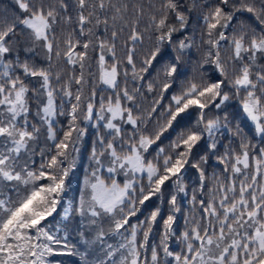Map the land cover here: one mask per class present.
Returning a JSON list of instances; mask_svg holds the SVG:
<instances>
[{"label": "snow or ice", "instance_id": "6c2138e0", "mask_svg": "<svg viewBox=\"0 0 264 264\" xmlns=\"http://www.w3.org/2000/svg\"><path fill=\"white\" fill-rule=\"evenodd\" d=\"M64 258L264 264V0H0V264Z\"/></svg>", "mask_w": 264, "mask_h": 264}, {"label": "trees", "instance_id": "16d2710c", "mask_svg": "<svg viewBox=\"0 0 264 264\" xmlns=\"http://www.w3.org/2000/svg\"><path fill=\"white\" fill-rule=\"evenodd\" d=\"M152 2L154 4L159 5V0H152ZM145 3L147 4V0H145ZM257 7H259V0H257ZM199 15V13H194L193 17L190 20V24H189V31H197V35H199V29L202 28L201 23L197 20V16ZM251 14H245L244 17L242 18H247L250 17ZM147 27V22L146 19L145 21L141 22L140 24V28L141 29H145ZM147 35H150V33H146V38L144 40V46L141 49L138 46V52L140 53V55H144L146 54V52L151 48L152 44L151 41L147 38ZM124 36H127V32L124 33ZM225 55H227L228 53L225 52L223 53ZM120 55H123V51H120ZM186 63L187 61L190 59L193 61L192 64H187V67L189 69V75H193L195 73V68H194V61H195V57H186ZM85 91L87 92V89H85ZM105 95H107V93H105ZM233 113L235 112V110H230ZM232 117L230 116V119ZM65 118H61V122H64ZM83 127L88 128L89 130V134L87 136H85L83 138V140L80 142V144L78 145L80 151L79 153L76 154V168L75 170L70 174L69 179H68V185H69V191L67 192V197L68 198H76L79 196L82 188H83V180L85 179V177L88 175L89 172V165L91 164V160H90V155H91V150L93 147V143L95 141V135L93 134L96 130L95 128L92 127V125L84 123L82 125ZM247 131V130H246ZM168 134L166 133L165 136H167ZM169 141L167 139H165L164 137H162V146H164L167 149V145H168ZM224 144H227V141H223ZM221 151H223V148H221ZM203 154L202 152H197L196 150H194V158L195 159H199V155ZM151 158V157H149ZM206 167V175L208 177V180L206 181V183H208L209 187H211V177L213 174V171L219 172L220 168L219 166L216 164L215 160H210L209 161V165L205 166ZM197 172L195 170H189L185 176H184V181L189 189V191L191 192L192 190H194L197 187ZM166 199H167V194H165V201L164 202H159L157 201L155 198H153V200L150 202L149 207H154L156 206L158 203L160 204V206L162 208H167V204H166ZM179 203H180V207H181V213L182 215H178V219H177V228H183L184 225V216L187 215L189 213L190 210V195L189 196H184L183 194L180 195V197H178ZM159 235V226L157 227V231L155 233V237L158 238ZM72 242L75 243V237H72ZM173 248H176L177 245L175 243H173L172 245ZM75 258H71V260H74ZM65 260V264H71V260L69 258H64Z\"/></svg>", "mask_w": 264, "mask_h": 264}]
</instances>
